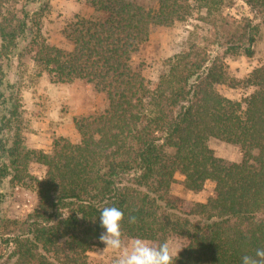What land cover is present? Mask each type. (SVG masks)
<instances>
[{
	"label": "trees",
	"instance_id": "16d2710c",
	"mask_svg": "<svg viewBox=\"0 0 264 264\" xmlns=\"http://www.w3.org/2000/svg\"><path fill=\"white\" fill-rule=\"evenodd\" d=\"M213 1L157 0L150 7L86 0L94 16L64 29L72 45L66 51L40 38L44 0H0V189L29 181L39 200L23 220L0 218V264H88L105 206L124 213L123 238L157 246L182 239L175 264H242L264 249V66L244 81L251 90L245 99L217 90L232 86L224 56L253 57L259 27L249 18L215 17L209 38L187 42L155 82L131 64L153 25L185 22ZM246 2L264 7V0ZM27 55L53 83L85 81L107 97L104 113L74 120L79 143L56 139L49 154L25 145L11 72ZM210 138L239 146L242 160L217 158ZM31 162L45 168L42 178L30 175ZM177 174L192 192L212 182L214 195L191 206L173 199ZM5 198L1 191L0 206Z\"/></svg>",
	"mask_w": 264,
	"mask_h": 264
},
{
	"label": "rangeland",
	"instance_id": "374dc122",
	"mask_svg": "<svg viewBox=\"0 0 264 264\" xmlns=\"http://www.w3.org/2000/svg\"><path fill=\"white\" fill-rule=\"evenodd\" d=\"M25 1L21 0V3ZM44 1L42 7L45 12L40 32L42 42L66 51L72 50V45L63 34L64 29L78 17H93L94 10L86 0H51L48 3L47 0ZM140 1L146 6H157V0ZM38 6L39 3L34 5L33 9ZM220 15L249 18L259 27L253 57L243 54L224 56L232 86L227 84L217 87L219 93L231 100L245 99L251 94V90L245 88L244 81L254 70L264 66V7L252 9L246 0H214L208 8H202V12L185 22H175L168 27L153 25L149 39L132 55V66L141 70L148 80L157 81L164 70V62L180 53L187 42L197 41L202 44L203 39H208L211 31L208 22ZM210 49L215 54L223 55L221 48L212 46ZM11 78L20 87L23 105L22 130L25 145L30 150L49 154L52 152L54 141L59 138L79 143L80 135L74 120L98 116L109 106L105 94L98 93L85 81H75L71 84L53 83L46 73H40L31 55L25 56L21 62L15 61ZM208 146L217 158L227 163H239L242 160V152L237 145L210 138ZM29 173L32 177L40 179L45 174V168L31 162ZM175 181L170 196L185 201L188 206L204 203L214 195L212 182H207L201 191L192 192L184 188V177L180 174L175 176ZM1 191L6 193V198L0 206L1 219L23 220L38 206L37 193L29 181L19 184L4 183ZM124 239L128 241L131 238ZM168 240L181 252L184 243L182 239L173 236ZM151 243L157 246V243ZM103 247L104 245L99 244L88 253V264H113V253L98 252V249Z\"/></svg>",
	"mask_w": 264,
	"mask_h": 264
},
{
	"label": "clouds",
	"instance_id": "9594fccd",
	"mask_svg": "<svg viewBox=\"0 0 264 264\" xmlns=\"http://www.w3.org/2000/svg\"><path fill=\"white\" fill-rule=\"evenodd\" d=\"M99 243L104 245L98 249L100 254H114L113 264H175L180 250L170 241L165 240L158 246L142 238L125 241L122 233L124 213L115 206H105L101 210ZM128 222L135 224L136 217L129 216ZM242 264H264V249H256L254 256L242 257Z\"/></svg>",
	"mask_w": 264,
	"mask_h": 264
}]
</instances>
